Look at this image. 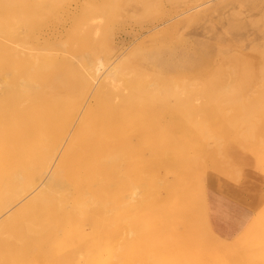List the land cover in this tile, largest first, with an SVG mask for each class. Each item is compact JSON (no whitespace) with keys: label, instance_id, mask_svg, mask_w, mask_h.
<instances>
[{"label":"rangeland","instance_id":"374dc122","mask_svg":"<svg viewBox=\"0 0 264 264\" xmlns=\"http://www.w3.org/2000/svg\"><path fill=\"white\" fill-rule=\"evenodd\" d=\"M39 1L40 3L43 1L39 6L41 11L36 12L32 17L27 16L29 13L18 15L14 10L0 11V19L5 17L1 21L7 24H2L4 29L0 30V86L3 85L5 77L9 82L18 77H31V80L41 87L44 98L55 97L53 92L57 93L55 99L59 98L61 103H58L60 106L53 108L54 113L60 112V116H64L66 107L90 101L87 97L92 92L87 91L86 96H82L81 72L74 69L75 60H72V64L68 61L70 59L66 60V58H80L86 52L95 51H98L103 58L109 55L128 57L129 71L125 73L126 80H138L144 87L151 81L160 80V77L155 75L157 71L169 69L184 70V74H188L181 76L177 72L173 74L170 72L168 75L161 73L162 78L167 81L173 79L174 83L180 84L182 88L193 85L189 88L193 93L188 99L195 100L186 104L187 107L176 106L174 98L162 94L155 97L152 102L131 105L123 113L107 115L105 112H108V109L105 108L90 120L88 132L95 131V135L101 139L109 133L113 136L115 155H119V151L125 147L130 148L125 155L120 153L122 162L120 167L114 170V211L117 222V230L114 233L120 244L116 251V264H264V230H262L264 229V219H262L264 218V105L261 108H253V110L258 109L259 113L256 112L257 110H243L242 117L234 116L233 109L236 107L222 103L219 99L211 108V105L205 104V97L199 92L201 88L209 87L208 81L211 80V75L214 77V73L218 74V71L223 73L225 69L228 71L234 66L230 61L236 53L237 55L239 52L240 55L246 53L247 57L242 56L243 59L249 61L252 59L253 61L250 62L254 63L259 62L264 56L262 53L264 49H261L264 47V0H211L212 2L210 0H27L34 3ZM197 5L201 6H198V9L194 8ZM91 6L105 11L100 13L101 11L98 10H90ZM18 17L23 23L17 22ZM22 17L25 18L24 21ZM6 18L9 22L5 20ZM98 18L101 19L98 26L99 36L94 38L95 25L91 19ZM232 28H236L238 33H232L235 32ZM12 42L33 49L32 53L35 54L45 49L51 54L50 58L47 60L39 57V60L34 61L27 58L26 51H23L24 56L15 57L13 52L5 48L11 46ZM241 43L245 45V49L241 48L243 47ZM208 48L211 54L207 56ZM199 56L207 58L206 65L210 63V66L202 68L198 66L200 68L198 71L197 67L187 66L192 59L202 58ZM16 60L20 63L17 64ZM30 61L34 66L31 64L30 67ZM161 61L164 65L158 67V63L162 64ZM221 67L227 68L222 70ZM206 68L208 69L205 71ZM260 76V74L259 77L257 76V80ZM183 83L185 86L182 85ZM254 90H247L249 97L251 95L255 97V94L258 95L261 91L259 88ZM5 94V90H0V115L6 114L1 117L3 122L0 129L5 123L10 125L17 121L15 110L11 111L5 103ZM185 108H195L197 111L195 114H188L190 117L184 113L180 119L178 110ZM56 119L60 125V117ZM108 127L113 129L108 131ZM171 127L177 128L181 135L179 151H170L174 155L171 157L178 160L181 166L178 175L173 173L174 179L180 180L181 184L185 185V189L182 190L178 200L175 198L168 204L158 205L159 209L154 214L150 211L147 213V219L151 215L156 218L155 226L148 220L145 222V219L142 224L148 229L145 230L144 227L141 228L142 226L138 228L136 222L138 217L140 219L141 217L136 215H144L143 208L138 203H131L130 207L124 205L121 209L120 204L123 200L127 202L128 185L140 184L146 177L147 181L152 178L154 173L145 172L146 169L148 170L146 166L160 161L164 156L163 153L160 155L152 150V145L162 129ZM97 156L103 160L108 155L104 152ZM82 158L87 161L84 155L80 156L79 160ZM169 170L171 166H160V170H157L155 175L156 181L160 182L158 177L166 182L173 181V175L171 171L168 173ZM103 173L107 174L106 171ZM46 179L45 176L43 181ZM78 179L80 172L72 169L69 172L68 183L72 187L74 182L79 181ZM227 186H233L244 192L246 199L255 204V212L253 217L250 215L245 216L244 219L242 217L238 223L240 232L233 239L221 240L214 237L211 230H209L211 233L208 232L204 208L209 189L223 190ZM71 187L63 192L61 195L63 198L71 195ZM135 190L140 192L141 187ZM160 194L164 197V190H161ZM28 195L10 211L22 206L34 195V191L30 190ZM189 197L191 198L188 199ZM140 199H143L142 193L136 201ZM161 210H166V213L164 211L161 213ZM174 210L176 211L173 212ZM127 213L133 217L129 224L136 225L133 228L137 227L134 230L138 231L128 241L121 243L120 239L124 236L122 225L127 223L125 219ZM6 215L2 214L0 220ZM172 227L173 229L176 227L174 231L169 230ZM184 233L189 236V240ZM245 236L247 238H244ZM191 239L198 240L194 245L195 249L192 250L191 244H195L196 241ZM182 244H187L186 248ZM236 244L238 246H235ZM178 245H181V248ZM183 256H186L185 259Z\"/></svg>","mask_w":264,"mask_h":264},{"label":"bare ground","instance_id":"6f19581e","mask_svg":"<svg viewBox=\"0 0 264 264\" xmlns=\"http://www.w3.org/2000/svg\"><path fill=\"white\" fill-rule=\"evenodd\" d=\"M41 4H43V1L42 3L40 1L34 3L27 2V0H0V11L14 10L18 15L29 13V15H26L32 17L36 12L41 11L39 7ZM198 6L194 8L198 9L200 7ZM93 9L94 7L90 8V10ZM94 10L97 11L98 9ZM98 11L102 13L105 10L101 9ZM197 11L199 12V10ZM4 18L1 17V19ZM25 18L22 17L21 19ZM1 19L0 30H3L2 24L5 25L6 23L1 21ZM5 20L8 21L7 18ZM17 22L23 23L19 21V17ZM91 22L95 25L93 37L97 38L99 36L98 26L101 19H91ZM232 29V31H235L232 33H238L236 28ZM245 42L243 41V43ZM10 44L11 46H5V48L13 52L15 57L19 55L24 56L23 51L28 52L27 58L29 57V59L31 58L34 61H37L36 59L39 57L49 60L48 58L51 55L45 49L39 50L41 53L35 54L32 53L34 52L33 49L22 47L19 43L12 42ZM241 48L245 49V45L241 46ZM261 49H264V47ZM206 53L208 56L211 54V50L208 48ZM242 56L247 57V54L241 53L240 55L239 52V55H237L236 53V56L232 57L230 61V64L233 63L234 66L228 67V71L225 69L227 72L224 71L222 73L218 71V74L214 73V77L211 75V80L208 81L209 87H203L199 90L200 95L205 97V104L211 105V108L220 99L222 103L236 107L233 109L234 116L241 117L243 116V110L251 111L253 108H261L264 105V56L261 57L259 62H257L258 59L257 63L250 62L253 61L252 59L250 61L244 60ZM199 57L202 58L198 60L192 59L190 63H187V66H191L190 68L197 67V71L202 67L210 66V63L206 65L207 58L204 56ZM67 59H70L68 61H71L72 64V60H75L76 68L74 69L81 72L83 79L82 96H86L87 91L92 92L87 97L90 101L66 107L67 110L65 109L66 114L64 116H60V112L54 113L55 107L57 105L60 106L58 103H61L59 102L61 101L59 98L55 99L57 93L53 92L55 97L44 98L45 96H43L41 87L31 80V77H18L10 82L9 80L6 81L5 77L3 85L0 86V90H5L6 92L4 96L5 103L11 108V111L15 110L17 118V121L10 123V125L8 123L3 124L2 129H0V216L7 214L0 220V264H116V251L117 247H120V244L117 242L116 234L114 233L117 230L114 211V170L116 167H120V163L122 162V155L120 153L125 155V152H128L130 148L125 147L119 151V155H115L113 136L109 133L101 139L95 135V131L88 132L87 128L90 126V120L98 116L100 111L105 108L108 109V112H105L107 115L123 113L131 105L152 102L155 97L162 94L174 98L175 105L181 106V108L195 100L188 99L189 95L193 93L192 89H190L191 91L189 90L193 86L192 84L188 86L189 88H182L180 84L174 83L173 79L167 81L164 77H161V73L162 75H168L170 72L172 74L177 72L181 76L187 75L188 73L184 74V70L171 71L169 69L162 72L157 71L155 75L160 77V80L151 81L150 84L144 87L138 80H126L125 73L127 70L129 71L127 65L129 62L128 57L109 55L107 58H103L99 55L98 51H95L86 52L80 58L72 57ZM16 62L17 64L20 63L17 60ZM29 63L34 66V63H31V61ZM158 64V67H163L164 62ZM182 66L184 69V64ZM221 68L223 70L227 67ZM259 74L261 76L257 80ZM182 85L185 86L184 83ZM247 88L251 90L259 88L261 91L258 95L252 92L256 96L252 97L253 95H251L249 97L250 95L248 96L247 94V90L249 89ZM249 92L251 93V91ZM193 96H196V94H193ZM196 111L197 109L195 108H185L184 110H178L179 116H177L181 119L184 113L192 115ZM253 111L258 112V109ZM4 116L6 114L2 113L0 115V125L3 122L1 117ZM188 116L190 117V115ZM188 116L185 115V117ZM59 117L61 121L60 125L56 122V118ZM53 125L55 126L53 127ZM111 129L113 127L107 128L108 131H111ZM112 132L114 133L113 130ZM180 139L181 135L177 128L162 129L151 149L160 155L164 154V156L160 161L152 162L146 166L148 170L146 169L145 172L151 171L154 173L152 178L147 181L146 177L140 184L128 185L127 202L125 203V200L121 199L123 200V203L120 204L121 209L124 205L130 207L131 203H138L143 208V213L145 214L136 215L140 216L141 219L138 217L137 221V217L135 216L136 218H134L137 221L136 225L138 228L144 227L142 223L145 219V222L148 220L149 223L155 226L154 220L156 218L154 219L153 215H151L147 219V213L150 211L154 214L159 209L157 208L158 205L168 204L175 198L178 200L182 190L185 189V185H182L180 180L174 179L175 175H178V170L181 169V166L180 162L178 163V160L173 159L171 156L174 155L170 153L172 150L179 151L178 148L181 147ZM104 152L108 156L102 160L97 155ZM89 153H92L91 156H89ZM83 155L87 158V161L83 158L79 160V157ZM118 160L119 162H117ZM160 166H171V170L168 173L171 171L173 181L166 182L160 177H158L160 182L156 181L155 175L157 170H160ZM72 169L80 172V179L74 182L71 187L68 183V176ZM103 171H106L107 174L105 175ZM45 176L47 179L43 181ZM70 187L71 195L63 198L61 195ZM139 187H141L140 192L135 190V188L138 189ZM30 190L34 191V195L18 209L10 211L14 205L24 201ZM161 190H164V197L160 194ZM186 192L187 190L183 192V195ZM141 193L143 199L136 201ZM182 207L184 210V206ZM162 211L164 210H161V213ZM165 211L164 213H166ZM167 216L169 217V215ZM125 219H127V223L122 225L124 236L122 235L123 237L120 239L121 243L128 241L138 231H135L137 227L133 228L136 225L132 222L133 226L129 224V221L133 219L129 213H127ZM251 225L254 226L253 224ZM187 227L190 226L187 225ZM206 227L208 229V226ZM171 229L173 227L169 228V230ZM186 233L184 234L188 239L189 234L187 233V235ZM181 235L180 239H182ZM244 238H247V236ZM191 240L194 241L195 239ZM216 240L219 241L218 239ZM240 240H242V237ZM197 241L196 243L194 242L195 244H191L193 245V247H190L191 250L196 247L194 245L197 244ZM185 245L183 246L185 247ZM235 246L238 245L236 244ZM178 247L181 248V245H178ZM182 249L184 248L182 247ZM183 251L185 253V250ZM239 252L241 251L239 250ZM186 255L189 256V254ZM191 256L193 255L191 254Z\"/></svg>","mask_w":264,"mask_h":264},{"label":"crops","instance_id":"0c3cea01","mask_svg":"<svg viewBox=\"0 0 264 264\" xmlns=\"http://www.w3.org/2000/svg\"><path fill=\"white\" fill-rule=\"evenodd\" d=\"M255 204L246 199L244 192L233 186L223 190L211 188L207 192L204 208L205 222L211 232L221 240H231L240 231L242 217H253Z\"/></svg>","mask_w":264,"mask_h":264}]
</instances>
